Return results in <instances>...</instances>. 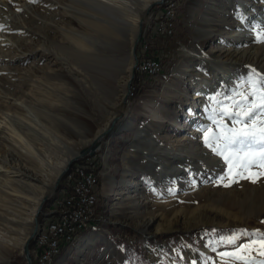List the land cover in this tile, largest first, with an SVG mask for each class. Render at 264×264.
<instances>
[{
  "label": "rangeland",
  "instance_id": "rangeland-1",
  "mask_svg": "<svg viewBox=\"0 0 264 264\" xmlns=\"http://www.w3.org/2000/svg\"><path fill=\"white\" fill-rule=\"evenodd\" d=\"M168 1L167 4L164 3L166 0H154L151 4L154 6L149 12L153 17L148 18L150 16H147V20L145 19L146 21L142 23L141 41L135 50L139 58L137 74L132 80L129 95H127L126 88V96L122 105L123 111L116 116L117 118L123 115L120 120L122 125H119L118 122L113 128L116 135L113 137L111 133L105 134L96 146L97 150L91 156L97 161L96 171L91 167L94 164L84 166L101 176L104 172H108V164L112 169L117 170V186L107 200H101L100 213L92 222L97 220L101 225L110 226L114 231L125 233L126 237L130 235L132 247L138 253H145L150 257V262L144 261V264H241V261L233 260L231 257L221 259L220 254L224 252L236 251L237 255H244L234 246H229L221 241L223 238L245 231L264 233V175H261L264 173V167L257 165L250 168L242 177H229V166L224 159L205 145L203 130L211 129L209 135L217 131V125L209 119L213 113L221 124L228 127L233 126V121L221 114L225 111L226 106L231 105L233 98L241 99L237 93L252 91L251 81L255 80L261 90H264V81H262L264 78V27L255 25L248 31V33H252L249 35L252 38L251 40L247 38L251 42L246 43V47L255 49L257 46L260 48H258L260 55L255 62V65L258 64V70L251 72L252 68L245 63L244 58L228 53V51H232L235 39L224 42L225 52H214L211 49V46H215L218 39L225 35L229 24L233 27L231 31L235 33L236 40L239 33L249 28V20L242 17L241 7L236 3V0ZM251 1L253 0H245L248 9H251L249 5ZM261 1L263 3L262 12H264V0ZM54 2H57L58 5H53V7L64 8L61 5L62 0L59 2L54 0ZM28 5L30 8L31 6L41 8L42 3L40 5V2L33 0ZM168 9H172V11L170 14L168 13L169 21H166ZM23 10L18 7L13 10V13L21 17ZM45 12H40L43 15L37 16V23L30 24L29 27H34L35 32L45 33L43 27L46 26V22L51 24L59 22L58 24L61 26L65 25V19L52 18L53 13ZM9 17L5 20L4 25L10 23L11 17ZM69 19L66 18V20ZM73 24L75 22L72 23V28L79 26L78 22L75 24L76 27ZM164 27H168L171 32L158 33V29L164 30ZM3 29L1 31L6 30ZM27 31L29 32L28 28L23 31L19 30L11 39L12 44L17 41L20 43L21 38L25 39L24 37L29 35ZM52 35L54 40L59 38L54 33ZM33 38L34 36L31 39ZM14 44L15 50L17 43ZM117 46L120 51L116 53V62H120L121 67H124L121 68L118 77H126L127 70L132 63L130 46L124 43L123 46L117 43ZM218 56L220 61L226 64V69L242 75L246 79L236 78V82L232 84L224 80L221 81L228 70H223L224 67L218 62L215 65L210 64L212 58ZM152 60L157 63L156 75L140 71L144 62ZM45 64L41 55L36 53L22 64L9 65L16 69V79L12 80L13 90L10 93L5 88H1L3 82L0 81V118L2 112L7 111L6 105L9 101H13L12 98L19 95L21 89L17 87L18 91L16 92L14 84L22 88L23 84L20 81H23V79L21 80L23 76L30 79L29 84L33 90L38 84L42 85L43 89L35 88V90L44 96H48L47 90L44 92V89L50 84L60 82L56 78L49 80L47 78L48 75H52L53 70L56 72L60 70L59 65L51 63L47 68ZM36 65L42 69L34 71ZM188 65L191 66L192 71L189 76H184L185 66ZM25 70H30L31 74L27 72L23 75ZM202 82L208 83L210 87L203 92L201 99L196 100L194 99L195 93L198 92V84ZM173 86L174 89L171 91ZM69 88L76 93L79 102L83 103L87 100L81 90ZM115 92H118L117 95H123L121 87H116ZM150 94L155 103L151 112L138 110L136 108L138 101ZM254 99L253 96H248L249 102ZM57 100L61 101L59 98ZM6 101L7 104H5ZM202 104L205 105L203 110ZM75 105L76 107L68 106V112L56 114L58 121L72 129L76 135H80L76 137L77 139L72 138L73 140H81L88 133L86 127H82L78 123L73 124L72 119L84 118L90 127H93V123H95L99 129L112 116V114H107L110 110H105L106 107H103L102 104L92 109L86 105ZM124 105L128 108L127 112ZM101 107L102 109H100ZM79 108L83 110L77 111ZM228 110L232 111L233 109L228 108ZM131 120L134 121V126L124 130L123 126ZM185 123L190 124L193 129L187 131L189 128L183 127ZM37 144L34 146L40 149H50V153L47 152L45 157L52 158L49 160L52 163H56L59 157H65L74 151L53 139L48 142L49 147L46 148L43 143ZM176 147L181 152L178 158H172ZM81 148L80 143L74 147L76 151H80ZM156 163H163V168L157 169ZM25 164L39 177L45 173L44 169L35 163V165L28 162ZM175 166H177L176 170L172 172ZM72 167H77V163H73ZM72 167L61 180L55 195L49 197L43 204L38 216L41 223L40 231L42 226L51 221V218H57L61 214V211L49 209L57 208L62 202V196H67ZM233 171L235 172V170ZM47 174H51L50 177L48 176V182H50L51 177L53 179L54 176L51 172ZM168 180L175 181L177 185L166 187L164 181ZM127 182L130 186H134L135 183L138 185L131 190L128 197L118 200L117 194ZM105 188H107L106 184ZM23 192L19 195L21 203H19L21 207L19 210L21 212L18 213L17 221H20V225L14 228L22 231V234H26L32 233L33 226L28 223V216L29 211L34 210L31 201H34L40 190H23ZM202 218H204L203 223L197 227L198 224L195 222ZM151 219L154 221L153 223H150ZM81 233L84 231L77 234L72 241L78 239L77 237ZM36 239L29 247L32 251L34 264L38 263ZM249 239L247 236L242 237L237 241V244L243 247L249 243ZM67 243H71V241L68 240ZM260 250L259 243L252 245L248 252L249 257L264 260V256L259 255ZM23 251V249H17L11 254L8 264H26Z\"/></svg>",
  "mask_w": 264,
  "mask_h": 264
},
{
  "label": "bare ground",
  "instance_id": "bare-ground-1",
  "mask_svg": "<svg viewBox=\"0 0 264 264\" xmlns=\"http://www.w3.org/2000/svg\"><path fill=\"white\" fill-rule=\"evenodd\" d=\"M31 1L33 0H0V25L3 24V28L6 29L5 31L0 30V81L3 82L1 88H5L8 93L13 90L12 80L16 79V69L11 68L13 66L10 67L9 65H15L17 63L22 64V62L26 61L36 53L40 54L43 61L46 62L45 67L49 66L51 63L59 65L60 70L57 72L53 70V73H51L52 75H48L47 78L48 80L56 78L60 82L50 84L49 87L44 89V92L47 90L46 94L48 95L44 96L35 90V88L37 90L43 89L42 85L37 83V87L33 90L29 84L30 79H26L23 76L21 78L23 81H20V83L23 84L22 88L19 85L14 84V90L16 89V92L18 91L17 87L21 89L19 95L15 97L14 93L13 96L15 98H12L13 101L11 100L12 102L9 101V103L7 101L5 102V104L8 103L6 105L7 111H3L0 118V264H8L11 254L17 249L24 250V245L32 234L31 232L22 234V231L14 228L15 226L20 225V221H17V218L19 217L18 213L21 212L19 210L21 208L19 205V195L24 193L23 190H40V193L34 198V201H31L34 210L32 212L29 211L28 216V223H31L34 229L35 218L39 212V206L44 197L48 195L49 191L54 186L58 175L64 169L70 158L82 151L89 150L91 153L96 151V146L102 140L107 131L112 126L114 128L115 125L120 122L123 115L117 118L116 116L123 111L122 105L126 96V88L131 79L132 68L135 64L134 56H132V48L140 30V25L147 20V16H150V13L148 14L147 10L150 5L153 4L154 0H62L63 2L61 5L64 6V8H61L62 10L59 6L53 7V5L57 4L54 0H36L37 2H40V5L42 3L41 8L37 6H31L30 8L28 4ZM236 3L241 7L242 17L249 20V28L245 29L244 32L242 31V33H239L240 37L238 36V39L236 40L234 36L235 33L231 31L233 27L228 23V30L225 32V35L219 38L215 46H211V49H213L214 52H225L224 50L226 47L224 46V42L227 40L230 42L235 39V41H233V49L231 52L228 51V53H233L244 58L245 63L252 68L251 72L257 71L258 64L255 65V62L260 55V48L258 47V49L256 46L255 49H252V47H246L245 44L251 42L250 40L252 37H249V35H252V33H248L250 29L254 28L255 25L262 26V28L264 27V12H262L263 3L261 0H253L249 4L251 9L247 8L248 5H246L245 0H236ZM18 7L24 9L21 17H18L13 13V10L18 9ZM44 11L53 13L52 18L55 17L61 20L65 19V25L69 26H65L63 22L62 24L65 27L58 24L59 22H55L54 24L46 22V26L43 27L45 33L38 31L35 32L33 30L34 27L32 28L29 26L37 23V16L40 17V15H43L42 13H44ZM9 16L11 17V20H9L10 23L4 25L5 20H7ZM151 17H153L152 13ZM66 18L70 19L66 20ZM52 22L54 21L52 20ZM73 22H75V24L78 22L79 26L76 27V25L73 24L76 28H72ZM27 28L29 30V32L27 31L29 35L27 37L25 36V39L19 37L22 41H19L20 43H18V41L16 42L17 46H15L14 50V43L12 44L11 39L15 37L19 30L23 31ZM164 30L167 32L163 33L171 32L168 27H164ZM52 33L58 35L59 38L54 40L55 38ZM33 36L34 38L31 39ZM247 38H250V40ZM117 43H120L122 46L123 43L129 44L132 53V63L127 70L128 75L126 77H118L123 66L121 67L119 64L120 62H116V53L120 51ZM135 56L138 63L135 68L133 79L137 74V68L139 66V58L136 55V52ZM216 62L224 67L223 70L227 68L226 64L223 61H220L219 56L212 58L210 64L215 65ZM185 67L183 75L189 76L192 71L191 66L188 65ZM157 68V63L152 60L150 62H144L141 65L140 71L142 70L144 73L148 72L152 75H156ZM34 69L30 70L37 71L42 69V67L36 65ZM30 70H25V73L22 74H27V72H30L31 74ZM225 73L226 74L223 75L221 81L224 80L229 84L235 83L236 78L239 80L246 79L243 78L242 75L240 76L234 72H230V70ZM42 84L44 85V83ZM198 86V92L195 93L194 98L196 100L201 99L203 97V92L210 87L206 82H202L198 84ZM43 87L45 88V86ZM69 87L81 90L87 100L83 103L79 102L76 98V93L70 90ZM116 87H121L123 89V95H117L118 92H115ZM171 88L172 91L174 86ZM58 98L61 101L57 100ZM57 101H59V103H56ZM75 104L86 105L91 109L102 104L103 107H106L105 110H110L107 114H112V116L110 117V120L99 129L96 127L97 125L95 123H93V127H90L87 124L88 122H85L84 118L72 119L73 124L76 125L78 123V125L80 124L82 127H86L88 133L87 136L89 137L86 138L87 136H84L81 140H73L72 138H76L80 135H76L72 129L67 128V126L61 123V121H58L56 119V114H59L60 112H68V106L74 105V107H76ZM153 104H155L154 98L150 94L140 99L136 108L138 110L140 109L151 112ZM125 105L124 109H126L127 112L128 108L125 107ZM203 107H205L204 104H202V110ZM100 109H102V107ZM82 110L83 109L79 108L77 111ZM203 114L206 116L205 113ZM205 116L203 117L205 118ZM162 118L159 119L163 120ZM124 119H122V121H124ZM133 126L134 121L131 120L123 126V129H129ZM183 127H188L189 129L187 131L193 129L188 123H185ZM112 133H114V131ZM52 139L74 151L65 155V157H59L56 163H52L49 161L52 158L48 159V157H45L47 152L48 154L50 153V149L47 150L46 147H49L48 142ZM39 143H43L46 149H40L34 146L35 144L40 145ZM79 143L82 145V148L80 151H76L74 147ZM180 152L181 150L176 147L175 154L172 158H178ZM24 162H28L31 165L35 163L37 166L41 167V169H44L45 173L40 177L37 176L36 173L32 172ZM71 167L65 176L71 170ZM156 167L157 169H162L163 163H156ZM176 167L177 166H175L173 170L171 169L172 172H175ZM50 172L54 177L53 179L51 177V181L48 182V176L50 177L51 174L48 175L47 173ZM83 174L95 173L83 166ZM175 181L168 180L164 182L166 187H170V185H177ZM137 185L138 183H135L134 186H130L128 182L124 183L123 187L117 194L118 200L128 197L131 190L135 189ZM57 218H61V214H59ZM203 219L204 218L195 222L198 224L197 227L203 223ZM153 222L154 221L151 219L150 223ZM91 224L92 220L86 222L84 232ZM40 227L41 223L37 236L35 237V239L38 237L35 242L36 249L38 250L36 257L38 259L37 264H45L43 259L44 248L42 245L46 243L49 237L51 221L47 225L42 226L41 231ZM79 233L80 232H75L74 237H69L66 243L68 240L72 241ZM66 243L64 245H66ZM61 247L53 248L52 256L46 264H51L53 257L59 253ZM30 253L34 264L31 250Z\"/></svg>",
  "mask_w": 264,
  "mask_h": 264
},
{
  "label": "snow or ice",
  "instance_id": "snow-or-ice-1",
  "mask_svg": "<svg viewBox=\"0 0 264 264\" xmlns=\"http://www.w3.org/2000/svg\"><path fill=\"white\" fill-rule=\"evenodd\" d=\"M0 30H4L2 25ZM250 88L252 89L250 93H237L241 99L233 98L231 105L226 106L221 114L233 121L232 127L221 124L213 113L209 119L217 125V131L209 135L211 129L203 130L205 145L224 159L229 166V177H242L245 172L257 165L264 167V90H261L255 80L250 82ZM249 95L255 98L252 102L248 100ZM228 108L233 110L229 111ZM245 236L250 238L249 243L241 247L237 241ZM221 242L234 246L239 252L244 253L237 255L236 251L224 252L220 254L221 259L231 257L233 260L241 261V264H264V260L251 259L248 255L252 245L259 243L261 249L259 255L264 256V233L245 231L223 238Z\"/></svg>",
  "mask_w": 264,
  "mask_h": 264
},
{
  "label": "crops",
  "instance_id": "crops-1",
  "mask_svg": "<svg viewBox=\"0 0 264 264\" xmlns=\"http://www.w3.org/2000/svg\"><path fill=\"white\" fill-rule=\"evenodd\" d=\"M91 167L96 171L95 164ZM116 173L117 170L112 169L108 164V172H104L99 178L101 190L96 205L97 215L101 210V200H107L117 186ZM77 238L74 242L63 245L59 253L53 257L51 264H144V261L150 262L148 255L140 254L132 247L130 235L126 237L125 233L122 234L112 230L110 226L101 225L97 220L93 221L86 232Z\"/></svg>",
  "mask_w": 264,
  "mask_h": 264
},
{
  "label": "built area",
  "instance_id": "built-area-1",
  "mask_svg": "<svg viewBox=\"0 0 264 264\" xmlns=\"http://www.w3.org/2000/svg\"><path fill=\"white\" fill-rule=\"evenodd\" d=\"M168 4V0L166 2ZM171 9H168V13ZM151 17V15H150ZM167 32L158 29V33ZM141 40V39H140ZM89 153L77 162V167H72V177L68 186L67 196H62V202L57 208L49 210L61 211V218H51L49 237L43 246L45 264L52 256L54 247L63 246L69 237H74L75 232L84 231V226L89 220L97 216V194L99 193V178L101 174H83V166L97 164Z\"/></svg>",
  "mask_w": 264,
  "mask_h": 264
},
{
  "label": "water",
  "instance_id": "water-1",
  "mask_svg": "<svg viewBox=\"0 0 264 264\" xmlns=\"http://www.w3.org/2000/svg\"><path fill=\"white\" fill-rule=\"evenodd\" d=\"M153 6L150 5V7L148 8L147 10V13L149 14V10L152 8ZM141 31H142V24L140 25V30L138 32V35L136 37V41L134 43V46L132 48V53L135 57V64L132 68V76H131V79L129 81V84L127 86V95L129 94L130 90H131V81L135 75V68L137 66V63H138V60L135 56V50L137 48V45L139 44V41L141 39ZM119 125H121V121L119 122ZM113 132V126L107 131V133H111L112 136L116 135L115 133H112ZM106 133V134H107ZM89 153H91V151L87 150V151H82L80 152L79 154L77 155H74L72 158H70V160L67 162L66 166L64 167V169L60 172V174L58 175V178L56 179V182L54 184V186L51 188V190L49 191L48 195H46L41 203V205L39 206V212L37 214V217L35 218V227L32 231V234L31 236L28 238V240L26 241L25 245H24V251H23V254H24V258L26 260V264H33V260H32V256H31V253H30V245H32V243L34 242V239L35 237L37 236V233L39 231V226H40V222L38 220V216L40 215V212H41V209H42V206L43 204L49 199V197H51L52 195H55V192L59 189L60 187V182L61 180L63 179V177L65 176V174L67 173V171L70 169L71 165L75 162H78L81 158L85 157L86 155H88Z\"/></svg>",
  "mask_w": 264,
  "mask_h": 264
},
{
  "label": "trees",
  "instance_id": "trees-1",
  "mask_svg": "<svg viewBox=\"0 0 264 264\" xmlns=\"http://www.w3.org/2000/svg\"><path fill=\"white\" fill-rule=\"evenodd\" d=\"M84 233H85V232H84ZM81 234H82V233H81ZM81 234H80V235H81ZM80 235H79V236H80ZM72 242H74V241H71V243H72Z\"/></svg>",
  "mask_w": 264,
  "mask_h": 264
}]
</instances>
